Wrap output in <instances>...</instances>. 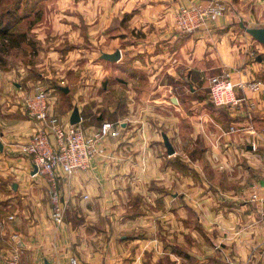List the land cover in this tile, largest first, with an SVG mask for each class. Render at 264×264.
I'll return each mask as SVG.
<instances>
[{
    "label": "clouds",
    "instance_id": "1",
    "mask_svg": "<svg viewBox=\"0 0 264 264\" xmlns=\"http://www.w3.org/2000/svg\"><path fill=\"white\" fill-rule=\"evenodd\" d=\"M19 2L0 264H264V0Z\"/></svg>",
    "mask_w": 264,
    "mask_h": 264
},
{
    "label": "trees",
    "instance_id": "2",
    "mask_svg": "<svg viewBox=\"0 0 264 264\" xmlns=\"http://www.w3.org/2000/svg\"><path fill=\"white\" fill-rule=\"evenodd\" d=\"M1 1V0H0ZM20 6H21V4H20V2H19V0L16 2V4H15V10H12V9H10V8H8L7 10H6V14L4 15V16H2V17H0V23H3L4 21H5V19L6 18H10L12 21H15V28H17L18 27V24H19V22L21 21V19H22V17H24V16H17L16 14H17V12H18V10L20 9ZM12 11H15V13H13L12 14Z\"/></svg>",
    "mask_w": 264,
    "mask_h": 264
},
{
    "label": "rangeland",
    "instance_id": "3",
    "mask_svg": "<svg viewBox=\"0 0 264 264\" xmlns=\"http://www.w3.org/2000/svg\"><path fill=\"white\" fill-rule=\"evenodd\" d=\"M18 0H1L0 1V17L4 16L6 13V10L8 8L15 10V4ZM15 13V11H12V14ZM17 15V14H16ZM26 15V14H25ZM18 16V15H17ZM31 51V47H28Z\"/></svg>",
    "mask_w": 264,
    "mask_h": 264
},
{
    "label": "crops",
    "instance_id": "4",
    "mask_svg": "<svg viewBox=\"0 0 264 264\" xmlns=\"http://www.w3.org/2000/svg\"><path fill=\"white\" fill-rule=\"evenodd\" d=\"M21 7V6H20ZM29 16L26 14V15H24V17H22V19H21V21L19 22V24H18V27L17 28H19L20 26H22V25H24V24H27L28 22H29ZM253 37V36H252ZM253 39L254 40H256L254 37H253ZM257 41V40H256ZM258 43H260L259 41H257ZM261 44V43H260ZM262 45V44H261ZM28 47H31V45H28ZM30 50V49H29ZM38 55V54H37ZM257 62L258 63H264V61H261L260 59H259V57L257 58ZM0 63H2V62H0ZM4 67L6 68L7 67V65L5 64L4 65Z\"/></svg>",
    "mask_w": 264,
    "mask_h": 264
},
{
    "label": "water",
    "instance_id": "5",
    "mask_svg": "<svg viewBox=\"0 0 264 264\" xmlns=\"http://www.w3.org/2000/svg\"><path fill=\"white\" fill-rule=\"evenodd\" d=\"M257 41L264 45V29L250 33Z\"/></svg>",
    "mask_w": 264,
    "mask_h": 264
}]
</instances>
